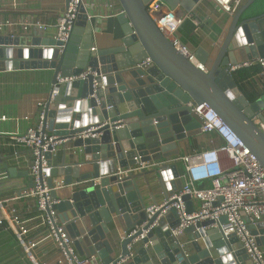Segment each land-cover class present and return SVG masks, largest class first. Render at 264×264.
I'll return each instance as SVG.
<instances>
[{
  "label": "water",
  "instance_id": "95a60500",
  "mask_svg": "<svg viewBox=\"0 0 264 264\" xmlns=\"http://www.w3.org/2000/svg\"><path fill=\"white\" fill-rule=\"evenodd\" d=\"M155 1L190 13L200 0H119L123 9L118 15L123 31L120 44L94 51L97 26L89 20L87 7L82 8L83 14L63 47L57 38L0 34V72L54 71L44 107L48 130L58 140L74 139L72 143L82 149L84 159L74 163L64 157L61 162L51 159L54 167L47 170L49 184L52 177H62L66 186L74 180H91L70 191L56 208L77 252L86 257L97 255L103 264H117L130 256L127 245L133 237L119 238L117 224L126 230L147 220L148 202L137 183L139 177L149 184L148 175L156 172L166 195L181 187L179 180L168 182L178 175L176 165L164 162L179 153L180 141L200 129L193 106L207 103L212 107L264 166V134L252 120L264 110V99L251 102L229 70V64L264 58V0H248L233 16L222 43L210 53L201 49L195 54L206 71L190 62L160 30L150 12ZM81 34L85 39L78 43ZM148 57L153 64L139 67ZM88 68L98 74L96 89L93 73L82 80L58 83L59 76L78 75ZM92 127L96 129L91 134L98 138L80 137ZM152 160L161 162L160 166L129 177L121 178L118 173L120 168ZM80 163L93 169L83 174ZM9 171L14 176L16 168ZM93 179L100 180L97 187ZM67 211L68 215L60 216ZM222 221L226 223V219ZM178 222L171 210L134 247V256L121 264H253L232 230L229 239H222L219 228L197 230L195 226L173 236L170 229ZM212 223L206 220L197 225ZM257 227L264 234V223ZM257 241L264 245V236Z\"/></svg>",
  "mask_w": 264,
  "mask_h": 264
},
{
  "label": "built area",
  "instance_id": "2783aa9c",
  "mask_svg": "<svg viewBox=\"0 0 264 264\" xmlns=\"http://www.w3.org/2000/svg\"><path fill=\"white\" fill-rule=\"evenodd\" d=\"M212 1L222 12L230 16L234 15L245 2V0ZM83 7H86L85 0H69L66 9L57 18L56 38L63 43L61 47L68 42L79 16L83 14ZM162 7L163 4L157 2L152 5L150 12H157ZM187 16L190 17V14H178L174 9H168L162 16L154 17V19L172 44L195 66L206 71L205 66L198 61L196 55L176 36L179 26L183 24ZM88 17L90 20L92 16L89 14ZM195 22L198 23L196 20ZM17 24L13 20L0 22V31L6 26ZM32 26L45 31L51 25L36 20L26 23L23 27L28 30ZM91 50L94 51L96 48L91 47ZM151 64H153V60L148 57L138 63V66L145 67ZM249 67L258 68L255 76L261 80L264 87V58L229 64V70L233 73ZM91 73L95 75L94 87L96 89L98 74L91 68L78 75L59 76L58 83L82 80ZM45 102L38 103L41 112L39 120L35 124L29 126L25 132L10 135V145H14L16 148L25 147L30 151L32 157L30 167L25 171L28 172L32 185H26L12 196H0V211L2 213L0 225L13 233L18 245L23 249L24 256L32 264H49L48 258L52 252L56 253L57 264H103L97 255L81 256L65 225L59 220L56 206L62 202L63 198L57 194L58 191L69 187L74 192L84 184L91 183V180H74L72 184L66 186L62 177H52V185L49 184L50 175L47 170L54 167L50 162L51 159H56L64 142L72 143L74 139L58 140L48 130L49 124L44 118ZM192 111L200 120L199 131L203 134H215L220 143L216 144V141L212 139L208 148L179 155L174 159L175 162L182 163L183 168L178 170V175L171 180H179L181 187L171 193L168 192V195L165 194L160 202L152 198L149 199L145 209L147 220L131 229H124L120 236L122 240L133 237V240L127 245L130 256L121 258L117 264L134 256V247L140 244L149 232L159 225V220L171 210L176 212L179 220L178 224L170 229L173 236H178L188 227L195 226L197 230L219 228L220 233L223 234L222 239L224 237L229 239V231L232 230L253 264H264V245H260L257 241L258 237L264 236V234H260V229L257 227L258 223H264V166L237 133L207 103L193 106ZM2 118L6 119L5 116ZM252 120L264 134V110L255 113ZM95 129L96 127H92L83 131L80 137L98 138L99 135L91 134ZM77 149L82 152L81 148H76L74 152H77ZM164 163L170 164L168 161ZM160 164L161 162L152 160L129 168H120L118 173L121 178L129 177L143 169L158 168ZM83 165L80 163L78 166L82 168ZM8 176L7 171L0 172V179H6ZM99 183V179H93V184L96 187ZM205 183L208 185H201ZM53 192L57 194L56 197ZM186 196H189V199H186ZM25 199L34 201L35 212L32 217L25 215L21 209V203ZM189 200L198 201V207L190 210ZM157 213L156 220L145 229V226L150 223V219ZM222 219H226V223ZM206 220L213 221V223L198 227V223ZM250 225H253L254 228H251ZM140 231L141 234L138 235ZM146 245L149 246V243Z\"/></svg>",
  "mask_w": 264,
  "mask_h": 264
},
{
  "label": "crops",
  "instance_id": "0c3cea01",
  "mask_svg": "<svg viewBox=\"0 0 264 264\" xmlns=\"http://www.w3.org/2000/svg\"><path fill=\"white\" fill-rule=\"evenodd\" d=\"M69 0H0V22L13 20L17 25L6 26L0 34L26 35L28 37L41 36L42 38H56L57 18L66 9ZM248 0L242 4L247 3ZM155 1L152 5L157 3ZM86 7L90 9L92 23L96 24L92 47L96 50L109 48L120 44L123 35L122 26L118 20V15L122 12L119 0H85ZM152 5L150 8H152ZM241 6V7H242ZM240 7V8H241ZM168 9L165 6L157 12H152V16H162ZM151 10V9H150ZM178 14H190L181 26H179L176 36L196 54L199 50L212 52L215 47L223 41L232 16L222 12L212 0H200L193 11L188 13L180 8L174 9ZM40 20L51 26L43 31L35 26L28 30L24 25L28 22ZM198 21V23L195 22ZM85 35L77 37L78 43H82ZM198 59V58H197ZM199 61V59H198ZM53 70L47 69H13L0 72V172L7 171L9 176L0 183V196H12L23 187L30 184V176L23 174L30 167L31 154L25 147L16 148L10 145V135L25 132L26 129L39 120L41 107L40 101H44L50 95L52 89ZM256 68L249 67L234 72L235 79L239 87L247 98L254 102L264 93L261 80L255 76ZM5 116L6 119L2 117ZM28 117V119H26ZM120 128V127H119ZM215 140L220 143L215 134H203L199 130L178 143L179 153L166 159L170 165L175 164L177 170H182L183 164L175 162L179 155L189 154L194 151L206 149L210 146V141ZM65 143V142H64ZM73 143L67 142L66 147H60L56 162H61L64 157L67 162L74 163L83 161V153L75 150ZM82 153V154H81ZM10 168H16L15 175H11ZM82 173L91 172L92 165H83ZM149 170V169H148ZM151 170V169H150ZM149 184H146L144 177H139L137 183L144 193L145 201L155 199L162 201L165 196L164 190L159 182L158 175L153 172L148 175ZM168 182H176L169 180ZM202 186L208 183L201 184ZM70 188L65 187L58 191V195L65 198L70 193ZM199 205L196 200H189L190 210ZM21 209L25 215L32 217L35 211L34 201L23 200ZM68 211L60 213L64 217ZM117 234L120 238L124 231L123 226L117 224ZM49 264H57L56 253L49 256ZM0 264H32L24 256L23 249L18 245L13 233L0 225Z\"/></svg>",
  "mask_w": 264,
  "mask_h": 264
},
{
  "label": "rangeland",
  "instance_id": "374dc122",
  "mask_svg": "<svg viewBox=\"0 0 264 264\" xmlns=\"http://www.w3.org/2000/svg\"><path fill=\"white\" fill-rule=\"evenodd\" d=\"M260 97L264 99V93Z\"/></svg>",
  "mask_w": 264,
  "mask_h": 264
},
{
  "label": "bare ground",
  "instance_id": "6f19581e",
  "mask_svg": "<svg viewBox=\"0 0 264 264\" xmlns=\"http://www.w3.org/2000/svg\"><path fill=\"white\" fill-rule=\"evenodd\" d=\"M235 14H236V13H235ZM235 14H234V15H235ZM234 15H232V17H233ZM186 57H187V56H186ZM187 58H188V57H187ZM188 59H189V58H188ZM189 61H190V60H189ZM190 62H191V61H190Z\"/></svg>",
  "mask_w": 264,
  "mask_h": 264
},
{
  "label": "trees",
  "instance_id": "16d2710c",
  "mask_svg": "<svg viewBox=\"0 0 264 264\" xmlns=\"http://www.w3.org/2000/svg\"><path fill=\"white\" fill-rule=\"evenodd\" d=\"M256 70H258V68H256ZM35 212V211H34Z\"/></svg>",
  "mask_w": 264,
  "mask_h": 264
}]
</instances>
